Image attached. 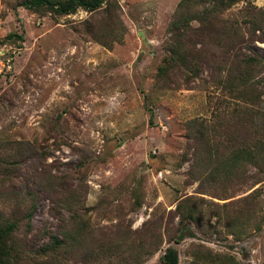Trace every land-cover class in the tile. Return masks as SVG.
I'll use <instances>...</instances> for the list:
<instances>
[{"label":"rangeland","instance_id":"rangeland-1","mask_svg":"<svg viewBox=\"0 0 264 264\" xmlns=\"http://www.w3.org/2000/svg\"><path fill=\"white\" fill-rule=\"evenodd\" d=\"M110 1L119 6L118 18L81 8L61 16L38 13L19 0H0V45H6L5 58H10L0 74V141H29L46 153L54 173L68 172L86 190L80 213L93 228L113 236L117 223H130L131 229L159 218L166 223L180 197L192 194L205 206L225 200L198 193L197 182L185 181L191 165L186 122L209 119L223 93L199 78L179 88L155 85L179 0ZM248 2L264 7V0H241L237 6ZM85 19L112 24L111 32L99 36L107 45L86 30ZM252 46L264 62V43ZM257 66H248L252 80L245 91L253 106L264 107V71ZM22 164L25 193L31 163ZM258 185L264 198V181ZM50 206L45 198L38 201L30 220L32 239L39 231L55 230L58 221L50 216ZM192 229L175 243L162 228L163 244L142 264H163L167 246L178 249L179 264H187L185 251L192 242L230 251L244 264H264V221L260 231L239 240L224 230ZM25 231L22 223L20 233Z\"/></svg>","mask_w":264,"mask_h":264},{"label":"trees","instance_id":"trees-1","mask_svg":"<svg viewBox=\"0 0 264 264\" xmlns=\"http://www.w3.org/2000/svg\"><path fill=\"white\" fill-rule=\"evenodd\" d=\"M240 2L179 0L167 26L166 55L154 79L159 88L170 89L199 78L223 93L209 119L186 122L185 138L191 150L186 160L191 165L185 181L197 182L196 192L225 201H209L205 206L192 194L180 197L166 223L162 218L148 220L139 229L117 223L112 236L93 228L80 213L86 190L81 183L74 184L68 172L54 173L53 164L46 163V153L29 141H0V202L4 204L0 264H142L163 244L162 228L167 240L175 243L191 235L193 226L210 234L224 230L237 240L261 230L264 198L258 184L264 181V107L251 104L245 87L252 80L249 65H259L258 72L264 71L263 57L252 46L264 43V7L250 2L238 7ZM19 4L38 13L61 16L81 8L113 19L118 18L119 8L110 0H19ZM83 24L86 30L91 28L92 36L108 44L105 36H99L111 32V23L85 19ZM22 161L31 163L30 187L25 193L21 187L28 178L20 174ZM232 190L238 193L230 194ZM41 198L51 203L49 214L58 222L54 231H39L32 239L30 220ZM176 217L177 225L171 228ZM22 223L26 226L23 234ZM169 228L173 229L170 233ZM185 254L187 264H244L230 251L204 242H192ZM160 260L179 264L178 249L167 246Z\"/></svg>","mask_w":264,"mask_h":264},{"label":"built area","instance_id":"built-area-1","mask_svg":"<svg viewBox=\"0 0 264 264\" xmlns=\"http://www.w3.org/2000/svg\"><path fill=\"white\" fill-rule=\"evenodd\" d=\"M6 45H0V74L9 66L10 58L6 59Z\"/></svg>","mask_w":264,"mask_h":264},{"label":"water","instance_id":"water-1","mask_svg":"<svg viewBox=\"0 0 264 264\" xmlns=\"http://www.w3.org/2000/svg\"><path fill=\"white\" fill-rule=\"evenodd\" d=\"M140 35H142L141 33H139Z\"/></svg>","mask_w":264,"mask_h":264}]
</instances>
